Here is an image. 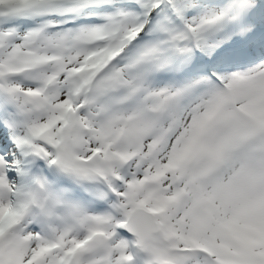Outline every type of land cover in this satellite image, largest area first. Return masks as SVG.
<instances>
[{
	"label": "snow or ice",
	"instance_id": "6c2138e0",
	"mask_svg": "<svg viewBox=\"0 0 264 264\" xmlns=\"http://www.w3.org/2000/svg\"><path fill=\"white\" fill-rule=\"evenodd\" d=\"M0 264H264V0H0Z\"/></svg>",
	"mask_w": 264,
	"mask_h": 264
}]
</instances>
